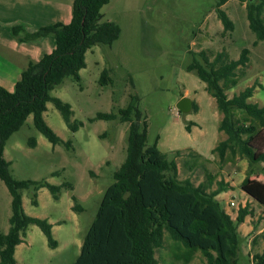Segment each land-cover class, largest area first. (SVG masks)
I'll list each match as a JSON object with an SVG mask.
<instances>
[{
	"label": "rangeland",
	"instance_id": "rangeland-1",
	"mask_svg": "<svg viewBox=\"0 0 264 264\" xmlns=\"http://www.w3.org/2000/svg\"><path fill=\"white\" fill-rule=\"evenodd\" d=\"M19 1L22 5L19 10L48 1V7L61 4L72 12L75 0ZM218 1L111 0L102 9L103 21L120 26V38L112 46H97L86 53L80 83L66 78L50 93L70 104L72 121L83 126L72 132L52 102L47 104L44 114L48 126L64 142L71 141L72 148L68 150L64 144L53 146L37 131L33 116L5 146L4 157L11 163L10 171L16 180L46 181L61 187L59 200L48 189H40L38 206L32 204V189L22 191L25 213L48 220L58 247L51 248L43 232L32 225L16 248L18 264H74L103 196L126 160L130 124L120 121L119 112L129 106L132 97L138 98V105L146 115L148 145L156 144L168 161L177 162L180 181L189 179L196 186L212 183L213 190L223 181L228 191L217 198L223 206L229 201L236 204L229 210L235 220L239 208H249L252 214L240 232L238 264H253V256L263 252L264 202L247 193L244 182L247 178L249 182L264 183L263 165L250 167L247 160L239 157L222 162L213 152L227 138L219 131L223 116L206 84L195 71L187 70L195 57L203 62L205 55L212 62L225 53L233 61L240 58L244 49H249V64L238 70L239 83L226 94L231 99L258 83L263 87L256 89L250 102L264 106V42L255 46L257 37L247 18L248 3L261 0L245 3L227 0L222 9L234 22L233 32H226L218 18ZM12 4V0H0V43L17 40L12 33L14 27L23 26L26 32L33 33L32 25L26 22L38 23V17L33 21L36 14L30 7L22 10L25 21L13 18ZM105 70L111 79L107 84L101 82ZM22 73L15 77L0 76V87L13 93ZM183 98L195 103L197 111L193 106L190 113L182 114L177 104ZM98 114H115L118 119L91 121ZM31 138L37 141L35 148L28 146ZM76 203L80 209L74 210ZM11 216L12 197L0 179V234L9 232ZM170 245L167 237L165 248L157 252L161 264H205L200 252L189 263L179 260L176 255L184 250L172 251Z\"/></svg>",
	"mask_w": 264,
	"mask_h": 264
},
{
	"label": "trees",
	"instance_id": "trees-1",
	"mask_svg": "<svg viewBox=\"0 0 264 264\" xmlns=\"http://www.w3.org/2000/svg\"><path fill=\"white\" fill-rule=\"evenodd\" d=\"M110 1L75 0L69 24L56 23L33 33L26 32L23 26L12 30L20 43L53 36L56 48L39 62L28 65L13 93L0 87V179L12 197L10 230L0 234V264H18L16 248L23 243L32 225L43 232L51 248L58 247L48 220L25 213L22 191L32 189V204L38 206L40 189H48L53 198L59 200L61 187L46 181L16 180L4 150L11 136L30 116L37 131L53 146L64 144L68 150L72 148L71 141L64 142L48 126L44 114L47 104L52 102L72 132H78L83 126L81 122L72 121L71 105L50 93L66 78L80 83V72L86 68V53L97 46H112L120 38V26L103 21L102 9ZM226 3L227 0H219L216 12L224 30L233 32L234 22L222 9ZM263 14V0L248 3L249 27L257 37L255 46L257 42H264ZM249 54L250 50L244 49L238 60L230 61L225 53H220L212 62L202 55L203 62L195 57L187 70L195 71L206 84L207 92L216 100L223 116L219 131L227 138L213 152L222 162L239 157L247 160L250 167L263 165L264 172V106L250 102L256 89L263 86L255 83L231 99L226 94L238 85V70L247 67ZM101 82H111L108 70L102 73ZM138 103V98L132 97L129 106L119 112L120 121L130 124L127 157L103 196L74 264H161L157 252L165 248L167 237L172 251L184 250L176 258L186 263L200 252L205 264H238L242 241L239 226L252 214L249 208L241 207L233 220L217 199L228 191L223 181L214 190L212 183L196 186L189 179L180 181L177 162L168 161L156 144L148 145V121ZM197 108L194 103V110ZM117 119L115 114H98L91 121ZM187 129L191 131L190 126ZM28 146L35 148L36 139H29ZM244 182L247 193L264 202V183L249 182L247 178ZM73 209L80 206L76 203ZM261 237L264 241V231ZM252 259L253 264H264V250Z\"/></svg>",
	"mask_w": 264,
	"mask_h": 264
},
{
	"label": "crops",
	"instance_id": "crops-1",
	"mask_svg": "<svg viewBox=\"0 0 264 264\" xmlns=\"http://www.w3.org/2000/svg\"><path fill=\"white\" fill-rule=\"evenodd\" d=\"M12 1L14 2L12 7L15 10L13 12V18L22 19L25 21L24 19L26 18L22 15V10L26 7H30L36 14L33 21H36V17H38V23L36 24L37 26L31 22H26L29 23V25H32V30H30V32H36L41 27L54 25L56 23L69 24L72 20V12H68L67 6L63 8L61 4H51L48 7L47 1L44 4L35 3L30 6L24 5L26 7H23L19 10V8L22 6L20 1ZM51 38L52 37L48 36L38 41H29L24 43H20L17 40L11 39L6 40V43H0V76L15 77L17 73L22 71L24 72L30 63L39 62L44 57V55L50 53L54 48H56V41ZM221 195L222 194L219 196ZM232 202L233 201L226 202V205L224 206L226 212L230 216L231 214L229 213V210L236 206V204L233 202L235 206L230 207L229 204ZM245 224L246 220L239 226V232L242 231V229L245 227Z\"/></svg>",
	"mask_w": 264,
	"mask_h": 264
},
{
	"label": "water",
	"instance_id": "water-1",
	"mask_svg": "<svg viewBox=\"0 0 264 264\" xmlns=\"http://www.w3.org/2000/svg\"><path fill=\"white\" fill-rule=\"evenodd\" d=\"M249 1H252V0H249ZM193 106H194V103L188 98L181 99L177 104V108L182 114L190 113L192 111Z\"/></svg>",
	"mask_w": 264,
	"mask_h": 264
},
{
	"label": "built area",
	"instance_id": "built-area-1",
	"mask_svg": "<svg viewBox=\"0 0 264 264\" xmlns=\"http://www.w3.org/2000/svg\"><path fill=\"white\" fill-rule=\"evenodd\" d=\"M229 206L233 207V206H235V204L232 202V203L229 204Z\"/></svg>",
	"mask_w": 264,
	"mask_h": 264
}]
</instances>
